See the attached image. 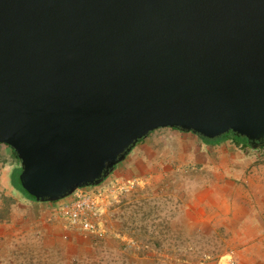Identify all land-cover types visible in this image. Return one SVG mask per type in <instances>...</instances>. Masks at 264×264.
Listing matches in <instances>:
<instances>
[{
    "label": "water",
    "instance_id": "water-1",
    "mask_svg": "<svg viewBox=\"0 0 264 264\" xmlns=\"http://www.w3.org/2000/svg\"><path fill=\"white\" fill-rule=\"evenodd\" d=\"M264 146V0H0V143L40 202L151 132Z\"/></svg>",
    "mask_w": 264,
    "mask_h": 264
},
{
    "label": "rangeland",
    "instance_id": "rangeland-1",
    "mask_svg": "<svg viewBox=\"0 0 264 264\" xmlns=\"http://www.w3.org/2000/svg\"><path fill=\"white\" fill-rule=\"evenodd\" d=\"M237 147L231 162L215 154L218 166H245L231 176L223 168L176 166L174 145L161 150L157 164L135 166V151L103 183L148 179L107 208L103 233L94 236L67 227L58 203L31 200L14 187L11 174L21 161L0 143V264H219L231 251L238 258L264 237L247 227L254 215L264 227V146ZM128 168L130 177L122 178ZM233 196L245 201L232 204ZM254 250L264 261L263 250Z\"/></svg>",
    "mask_w": 264,
    "mask_h": 264
},
{
    "label": "crops",
    "instance_id": "crops-1",
    "mask_svg": "<svg viewBox=\"0 0 264 264\" xmlns=\"http://www.w3.org/2000/svg\"><path fill=\"white\" fill-rule=\"evenodd\" d=\"M172 140L174 141V143ZM170 145H174L175 151L177 150V152H183H173V154H171V156L176 159V162L174 163L176 166H194L201 169H205L208 167H212V169L223 168L224 170L229 171V176H231L232 171L241 175L242 172L246 170L245 166H218L216 163L217 161L215 159V154L220 153L221 156H219L222 159L225 158L228 162H231V160L233 161L240 156V152L237 149V143L234 138L228 137L214 142H207L194 132L182 131L180 129L171 127L159 128L151 132L146 138L137 143V145L127 155L126 159L121 163L128 160L130 161L133 153H135L136 151V159L138 160L135 159V166H144L145 162L148 164H157L160 161L161 150L168 149ZM125 170L123 174L124 176L122 175L121 177H130V175L128 176L129 168ZM116 175L118 176L117 173ZM120 175L121 174H119V176ZM229 200L232 204L236 205L240 204L242 201H245L244 198H240V196H233ZM60 201L61 200L56 201L54 202V204H57ZM255 204L258 207L261 204L259 197L255 198ZM233 208L236 211L234 205ZM249 221L250 224L247 226L249 229V233H255L256 236H264V227L261 224L260 219L256 215H254L249 219ZM243 232L246 231L244 230ZM255 248L258 250H263L264 252V237L256 238L255 243L241 250L244 251V255L243 253H240L238 258H235L236 262L239 264H264V261L260 257L261 255L254 250Z\"/></svg>",
    "mask_w": 264,
    "mask_h": 264
},
{
    "label": "built area",
    "instance_id": "built-area-1",
    "mask_svg": "<svg viewBox=\"0 0 264 264\" xmlns=\"http://www.w3.org/2000/svg\"><path fill=\"white\" fill-rule=\"evenodd\" d=\"M145 179L148 178L145 176L132 181L110 178L105 183L103 181L98 185L78 188L71 194L70 200L62 199L58 203V212L66 219L67 227H74L94 236L102 235L101 220L107 208L129 191L136 181L142 183ZM234 254L235 251H231L223 255L219 264H238Z\"/></svg>",
    "mask_w": 264,
    "mask_h": 264
},
{
    "label": "trees",
    "instance_id": "trees-1",
    "mask_svg": "<svg viewBox=\"0 0 264 264\" xmlns=\"http://www.w3.org/2000/svg\"><path fill=\"white\" fill-rule=\"evenodd\" d=\"M176 129H179V128H176ZM199 136L202 139H204L205 141H207V142H214V141L222 140V139H225V138H228V137H230V138L232 137V138H234V140L236 141L237 144L245 146V147L252 148V146L249 144L248 139L246 137H242V136L236 135L234 132L226 133V134H224V135H222V136H220L219 138H216V139H208V138H205V137H203L201 135H199ZM12 152H13L14 156L18 160H20L18 158L16 152L13 149H12ZM21 171H22V167L21 166H17V167H15L13 169L12 174H11V182H12V184L14 185V187H16L18 190H20L26 197H28L31 200L37 201L35 197H33L32 195H30V194L25 192V190H24V188H23V186H22V184L20 182Z\"/></svg>",
    "mask_w": 264,
    "mask_h": 264
}]
</instances>
